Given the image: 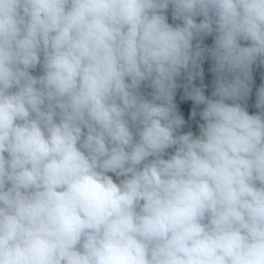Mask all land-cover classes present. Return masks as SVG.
Masks as SVG:
<instances>
[{
  "label": "clouds",
  "instance_id": "clouds-1",
  "mask_svg": "<svg viewBox=\"0 0 264 264\" xmlns=\"http://www.w3.org/2000/svg\"><path fill=\"white\" fill-rule=\"evenodd\" d=\"M0 264H264V0H0Z\"/></svg>",
  "mask_w": 264,
  "mask_h": 264
}]
</instances>
